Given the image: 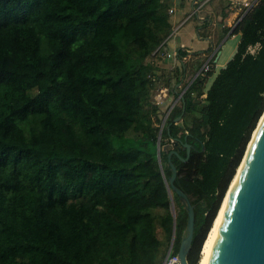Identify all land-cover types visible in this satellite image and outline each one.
Here are the masks:
<instances>
[{"label":"trees","instance_id":"1","mask_svg":"<svg viewBox=\"0 0 264 264\" xmlns=\"http://www.w3.org/2000/svg\"><path fill=\"white\" fill-rule=\"evenodd\" d=\"M238 13L224 27L237 50L206 88L220 48L160 65L167 0H0V264H162L188 216L173 164L200 263L264 112V0ZM163 87L178 97L165 110Z\"/></svg>","mask_w":264,"mask_h":264},{"label":"water","instance_id":"2","mask_svg":"<svg viewBox=\"0 0 264 264\" xmlns=\"http://www.w3.org/2000/svg\"><path fill=\"white\" fill-rule=\"evenodd\" d=\"M181 117L182 114L176 120ZM175 146L177 142H169L163 146L165 150H170L169 157L173 152L178 153L183 147H187L188 153L190 152L189 143L177 146V150ZM247 148L240 165L245 158ZM176 175L177 168L173 164L169 183L179 194L188 213L178 255L180 264H190L189 253L194 237L195 209L187 193L175 184ZM173 242L174 234L169 250L172 249ZM207 264H264V126L243 164L239 179L225 208Z\"/></svg>","mask_w":264,"mask_h":264},{"label":"crops","instance_id":"3","mask_svg":"<svg viewBox=\"0 0 264 264\" xmlns=\"http://www.w3.org/2000/svg\"><path fill=\"white\" fill-rule=\"evenodd\" d=\"M204 1L205 0H167V2L170 4V9H173V12H170L173 27L175 28L176 25L178 24V18L180 16V14H186V17H188L187 15L189 14V12L187 11V8H189V7L194 8L195 3H197V2H201L199 4V6H200ZM227 1H230V0H227ZM208 2H211L210 3V12L207 13L204 17H202V19L205 17L211 16L212 13L218 14L221 12V7L220 8L218 7L219 4H220V6L223 5V2L221 0H213V1L206 0L205 3L207 4ZM215 2H217L218 4H216ZM195 9H197V7ZM235 16H236V12L234 11L232 16H230L226 21L223 20V22L221 23V28L222 27L224 28L226 26V24L228 26L233 25V23L235 21ZM202 19H199V21H202ZM196 30H197V26H196ZM172 33H173V31H172ZM172 33H171L170 37H168L166 39L165 43L162 45V47L159 51V54L164 56V59L162 61H160V65L162 67H166V68L167 67L173 68V66H175L177 64V57H176L177 56V49L180 46H184L185 48L189 49L190 51H193V49H191L189 47L187 41H184L182 39H176L175 35ZM217 34L219 35V40H220L221 34H222V29L219 32H217ZM203 37H207L208 40H210L211 36L209 34L208 36H203ZM239 40H240V33H231V32L227 33L224 36V38L221 40L220 44L218 45V47L213 52V54H214L220 48L219 49L220 52H219V54L216 55V58H215V61H216L215 66L212 69L213 74L210 77V80H209L206 88H208L211 85L212 81L214 80L215 76L220 71V69L225 67L227 62L233 57V55L235 54V52L237 50ZM210 44H211L210 46L215 47V44L213 43V41H211ZM204 48H205V46L200 47L201 50ZM200 49H198V50H200ZM223 57H225V59L222 61Z\"/></svg>","mask_w":264,"mask_h":264},{"label":"rangeland","instance_id":"4","mask_svg":"<svg viewBox=\"0 0 264 264\" xmlns=\"http://www.w3.org/2000/svg\"><path fill=\"white\" fill-rule=\"evenodd\" d=\"M206 0L199 6V4L201 2H197L195 3L194 8L189 7L187 8V11L189 12V14L187 15L188 17H186V14H180L179 18H178V24L176 25V27H173V33L175 35L176 39H182L184 41L188 42V45L191 49L193 50H198L200 49V47L205 46L204 49H207L211 44V41H213V43L215 44V49L218 47V45L220 44L219 42V35L217 34V32H219L222 29V34L221 37L224 38V36L226 35L225 32V28H221V23L223 22V15L222 13H212V22L211 23H203V21H199V18L204 17L207 13L210 12V3L208 2L207 4L205 3ZM216 4H218L217 2H215ZM197 7V9H195ZM219 8L221 7L220 4L218 6ZM236 21H234L235 23ZM201 25L200 27V32L202 34V36L198 33V31L196 30V26L197 25ZM234 25V24H233ZM206 33L210 34V40H208L207 37H203V36H208L206 35ZM200 35V36H199ZM203 37V38H202ZM222 38V39H223ZM215 49L210 53L208 52V58L212 55V53L215 51ZM220 51H218L217 54H219ZM168 69L171 67H167ZM163 90V91H162ZM159 100L158 102L162 103L164 105V109H167V107L170 105L171 106L174 104V102L178 99V97L176 98V100L173 99V97L170 95L168 96V88L163 87L159 90L158 94H157ZM167 97V100H166ZM169 108V110H170Z\"/></svg>","mask_w":264,"mask_h":264},{"label":"bare ground","instance_id":"5","mask_svg":"<svg viewBox=\"0 0 264 264\" xmlns=\"http://www.w3.org/2000/svg\"><path fill=\"white\" fill-rule=\"evenodd\" d=\"M225 59V57L222 58V61ZM264 126V112L263 114L261 115L260 119H259V122L255 128V130L253 131V134H252V138L250 140V143L248 144V148H247V153L245 155V158L242 162V164L240 165V167L238 168V171L236 172L230 186H229V189L225 195V198L223 200V203L221 205V208H220V211L214 221V224L212 226V228L210 229L209 233H208V236L203 244V248H202V256H201V259H200V263L199 264H207L208 261H209V258H210V255L212 253V250H213V246H214V243H215V240H216V237H217V234H218V230H219V227H220V224H221V220H222V217H223V214H224V211H225V208L227 206V203L229 201V198L234 190V187L239 179V176H240V173L242 171V167H243V164L247 158V155L250 151V148L252 147L256 137L258 136L260 130L262 129V127Z\"/></svg>","mask_w":264,"mask_h":264},{"label":"built area","instance_id":"6","mask_svg":"<svg viewBox=\"0 0 264 264\" xmlns=\"http://www.w3.org/2000/svg\"><path fill=\"white\" fill-rule=\"evenodd\" d=\"M257 1L258 0H231L232 7L234 8V10L236 12L235 21L237 22V20H239L242 16L238 13L239 11H241V10L246 11L251 6H253ZM170 12H173V9H170ZM259 46H260V43H257L254 46H250L249 47L250 52L255 53L257 51V49L259 48ZM203 68L205 70H210L211 65L208 63V61L205 62V64L203 65ZM162 264H180V257L178 255V253H173L172 249L169 250L167 252Z\"/></svg>","mask_w":264,"mask_h":264}]
</instances>
